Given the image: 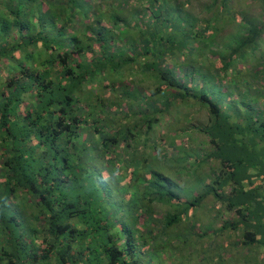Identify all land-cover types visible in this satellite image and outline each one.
<instances>
[{
    "label": "trees",
    "instance_id": "16d2710c",
    "mask_svg": "<svg viewBox=\"0 0 264 264\" xmlns=\"http://www.w3.org/2000/svg\"><path fill=\"white\" fill-rule=\"evenodd\" d=\"M220 1L201 24L180 0H0V264H144L154 231L167 234L209 196L235 215L214 235L243 229L235 246L264 250V86L252 88L264 68L247 65L264 59V15L241 16L218 43L229 12ZM138 67L154 81L149 94L129 87ZM108 88L121 90L117 108ZM191 102L207 109L192 128L209 152L189 147L172 165L157 143L137 150L140 134ZM193 161L218 167L195 194L199 179L187 191L162 172L191 176ZM153 204L170 211L156 218Z\"/></svg>",
    "mask_w": 264,
    "mask_h": 264
},
{
    "label": "rangeland",
    "instance_id": "374dc122",
    "mask_svg": "<svg viewBox=\"0 0 264 264\" xmlns=\"http://www.w3.org/2000/svg\"><path fill=\"white\" fill-rule=\"evenodd\" d=\"M180 2H183L182 5H184L183 12L190 14L201 24L203 21L211 19L216 12L220 13L221 11L220 0H180ZM228 7V15H221L219 18L220 22L217 24V26L221 28L216 36V41H218V43L221 42L227 35L235 34L237 32L239 28L238 21L241 16L246 15L248 18H255L258 20L263 19L264 14L262 11V4L259 0H229ZM261 41L262 43H260V49L256 53V57L258 59L260 57V53L264 54V38ZM250 58L253 59L251 56L249 59ZM263 60L264 59H261L259 62H252V60H248L247 65L249 64L250 69L254 68L253 70L260 65H262V67L260 66L261 68H264ZM205 66H207V63H205ZM132 73V80L129 83L130 88H133L134 85L143 84L146 94L151 93L155 89L154 81L150 79L148 80L146 75L141 71L140 67ZM105 81L107 82L108 78ZM105 81H103V83H105ZM122 85V87H126L124 82ZM262 86H264V81L262 79L256 80L255 84H252V88L257 90H261ZM94 88H96V86H94ZM104 91L106 97L113 99L112 108H117L118 100L115 96H117L121 90L116 88V93L113 91V88H108ZM250 95H256L255 91L252 90ZM120 103L121 101L119 99V104ZM121 105H123L125 110L130 107H128L127 104ZM137 105L138 104H133L131 109L139 111L142 107L138 108ZM207 119V109L198 104L191 102L189 105L176 106L171 109L169 114L163 116L160 125L153 131L155 132L154 134L147 136L140 134L137 150H143L144 144L149 146L157 143L154 145L157 146L155 149L159 151L160 154L163 153L161 155L159 154V156L164 157L166 154V158L168 159L167 162L172 165L176 164L173 161L178 158H182L183 154L184 156L190 155L189 147H196V149H199L202 154L209 152L211 149L208 144V139L192 128V126L197 128L205 125L207 123ZM117 121L120 122V120ZM109 125L112 127L111 123H109ZM170 135L176 138V145L180 146L184 152L181 150L176 151V149H174V143H171L170 139L172 136L170 137ZM127 150L128 151L120 155L122 166L129 164L128 162L132 160L131 154L135 149L130 148ZM138 163L139 159L137 158L134 162V167L135 165L138 166ZM189 164L190 163H186L185 165L188 166ZM191 165L193 169V174H191V176L186 175L185 173L182 176H177L167 167L163 168L162 172L169 175L171 178L176 179L178 185L184 187L187 191L192 190L196 185V180L199 179L201 186L199 189L195 188V190H193L195 194V192L198 193L199 190H203V185H207L211 182L212 172L218 173V167L214 164V166H216L213 170H211V166L213 164L207 163L201 165L199 163L195 164L194 161ZM120 177L121 180L126 181V169H124ZM108 179L109 176L108 173H106L105 180L109 181ZM123 181L118 185H124ZM152 210L153 213H155L156 218H161L165 213L170 211V208L161 204H153ZM187 213L189 216H185L186 218H183V223L179 226L169 228L167 234L165 232L158 233L157 231H154L156 238L151 240L150 246L143 247V250L145 251L144 255H146V257L143 256L141 259L142 263L217 264L216 262L219 260H216V257L221 255L224 258V263L223 261H219L218 264H235L236 262L241 264L246 257L250 259L249 264H264V250L262 247L258 245L252 246L251 248H245L241 245L235 246L237 243L242 241L243 229H239L235 234H231L228 231L217 235L213 234L211 230L219 229L224 222L235 220V215L234 213L227 211L224 206H220V204H218L212 196L207 197L198 209L189 208ZM158 231H160V228H158ZM201 233L205 234V236L198 238L197 235H201ZM164 245L167 246V248H164Z\"/></svg>",
    "mask_w": 264,
    "mask_h": 264
}]
</instances>
